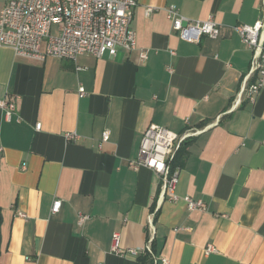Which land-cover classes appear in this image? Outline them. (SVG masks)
<instances>
[{
  "label": "crops",
  "instance_id": "crops-1",
  "mask_svg": "<svg viewBox=\"0 0 264 264\" xmlns=\"http://www.w3.org/2000/svg\"><path fill=\"white\" fill-rule=\"evenodd\" d=\"M137 1L133 51L40 61L0 46V98L15 99L18 115L0 108V264H264V87L230 110L252 57L236 26L256 22L262 0ZM172 5L213 17L220 35L182 39ZM153 123L178 133L209 126L182 145L176 188L207 210L161 199L160 175L130 166ZM74 131L79 139L66 140ZM114 232L140 254L113 252Z\"/></svg>",
  "mask_w": 264,
  "mask_h": 264
},
{
  "label": "built area",
  "instance_id": "built-area-1",
  "mask_svg": "<svg viewBox=\"0 0 264 264\" xmlns=\"http://www.w3.org/2000/svg\"><path fill=\"white\" fill-rule=\"evenodd\" d=\"M137 5V0H0V46L12 48L17 56L40 61L48 56L76 60L83 54L99 58L105 54L115 56L119 50L133 51L137 48V33L132 27ZM155 10V7L148 6L146 13L151 15ZM167 14L173 30L188 42L198 43L203 36L217 38L220 35V24L213 17L190 19L173 5L167 8ZM54 25H57L56 30ZM236 29L242 41L251 48L252 57L250 70L230 110L237 108L245 95L255 101L264 87V0L262 16L252 24H239ZM140 57L147 60L148 51L142 50ZM85 92V87L80 86V95ZM0 108L5 111L8 120L17 115L15 99L0 98ZM41 125L38 122L36 129H40ZM208 127L189 126L178 133L165 125L153 123L144 132L139 156L130 161V166L136 170L147 167L160 175L161 199L183 200L190 210H207L208 204L204 200L189 195L180 196L176 192L180 168L174 163L184 142L200 135ZM65 136L68 141L80 137L75 131L66 132ZM109 138L110 130L105 129L102 141ZM2 149L0 145V151ZM61 205V199L55 200L52 212H58ZM17 215L27 217L22 211H17ZM88 218V214L80 212L78 224L82 225ZM148 228L150 236L145 252L152 251L154 214L149 218ZM120 238V233L114 232L113 252L122 256L140 254L139 249L120 247ZM215 251L216 247L209 244L206 252ZM162 261L169 264L166 258Z\"/></svg>",
  "mask_w": 264,
  "mask_h": 264
},
{
  "label": "trees",
  "instance_id": "trees-1",
  "mask_svg": "<svg viewBox=\"0 0 264 264\" xmlns=\"http://www.w3.org/2000/svg\"><path fill=\"white\" fill-rule=\"evenodd\" d=\"M189 140H190V138H189L188 140H186L184 143H187ZM179 151H181V149H180ZM178 155H179V152H178L177 156H178ZM179 164H180V162L178 161V157H176V160H175L174 166H177V165H179Z\"/></svg>",
  "mask_w": 264,
  "mask_h": 264
}]
</instances>
